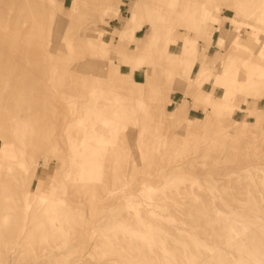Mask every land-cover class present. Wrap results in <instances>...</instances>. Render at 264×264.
Instances as JSON below:
<instances>
[{"label": "rangeland", "instance_id": "1", "mask_svg": "<svg viewBox=\"0 0 264 264\" xmlns=\"http://www.w3.org/2000/svg\"><path fill=\"white\" fill-rule=\"evenodd\" d=\"M0 264H264V0H0Z\"/></svg>", "mask_w": 264, "mask_h": 264}, {"label": "bare ground", "instance_id": "2", "mask_svg": "<svg viewBox=\"0 0 264 264\" xmlns=\"http://www.w3.org/2000/svg\"><path fill=\"white\" fill-rule=\"evenodd\" d=\"M29 4V3H28ZM32 4H34V3H32ZM31 5V4H30ZM36 10V9H35ZM23 50H25V51H28V50H30V49H28V48H23Z\"/></svg>", "mask_w": 264, "mask_h": 264}]
</instances>
